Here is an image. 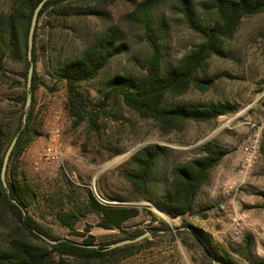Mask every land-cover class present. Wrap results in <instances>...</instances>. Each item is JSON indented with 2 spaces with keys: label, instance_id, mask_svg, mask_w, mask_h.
<instances>
[{
  "label": "rangeland",
  "instance_id": "374dc122",
  "mask_svg": "<svg viewBox=\"0 0 264 264\" xmlns=\"http://www.w3.org/2000/svg\"><path fill=\"white\" fill-rule=\"evenodd\" d=\"M10 0H0V10ZM145 0H64L51 6L39 21L36 38V71L42 84L35 91V124L39 134L19 158V171L37 189L38 198L30 208L32 216L50 234L74 241H83L79 232L91 224L90 232L97 242H108L125 236L124 231H148L160 225L151 220V210L159 220L179 226L180 217L170 218L156 211L152 202L137 195L122 176L132 168L131 155L148 144L166 147L158 169L201 154L203 144L210 142L228 149L213 168L195 200L197 213L187 222L202 229L209 239L220 242L238 264H248L239 253L246 235H252L250 250L264 258V12L243 17L226 42L227 56H212L200 77L211 78L207 90L192 86L180 96H168L166 102H186L205 106L215 103L224 113L212 121H187L183 130L162 134L152 118H141L120 98H110L104 110L98 106L101 89L108 77L145 71L150 55L142 25L126 15ZM192 0L197 22H208L215 13ZM117 27L124 48L112 57L99 75L79 84L89 101L87 111L92 122L75 125L66 109L65 81L56 70L67 58L74 57L97 34ZM152 27L164 51V66L176 61L202 40L178 10L176 0H157L153 8ZM10 76H0V124L14 131L22 111L23 87L16 84L14 73L23 67L21 58L9 54L4 61ZM256 141L257 152L252 166L241 173L245 147ZM51 147L54 150L49 151ZM119 194L124 200L101 195ZM94 187L95 190L92 188ZM92 189L101 201L133 205L140 214L126 221L123 228L107 230L96 225L98 216L84 210L87 190ZM80 213L75 230L62 226L57 210ZM242 214L240 234L233 233L231 218ZM79 231V232H78ZM172 233L175 230L171 231ZM145 239V240H144ZM182 239L160 231L142 240L135 252L116 264H208L203 251L189 233ZM7 229L0 225V246L7 243ZM140 241V240H139ZM184 241L185 244L182 242ZM100 262H95L97 264ZM110 264V263H107ZM215 264H223L215 261Z\"/></svg>",
  "mask_w": 264,
  "mask_h": 264
},
{
  "label": "trees",
  "instance_id": "16d2710c",
  "mask_svg": "<svg viewBox=\"0 0 264 264\" xmlns=\"http://www.w3.org/2000/svg\"><path fill=\"white\" fill-rule=\"evenodd\" d=\"M39 1L10 0L7 6L0 10L1 79L10 77L4 63L9 54L18 56L23 63L22 69L14 72L18 78L13 79L16 84H21L23 87L22 111L18 125L12 132L0 124V173L4 153L12 138L18 133L5 172L6 187L0 177V225L7 229L8 236L7 243L0 246V264H93L95 262L116 264L131 256L141 246L143 239L111 249L104 248L110 243L137 237L145 231L139 229L124 231V237L108 242H97L96 236L89 233L91 224H87L84 232L78 231L84 237L83 241L78 242L50 234L30 212L31 206L38 198V192L22 171H19V158L24 149L39 134L35 124L34 110L35 91L42 84L36 71L38 24L51 6L64 0H46L39 10L32 47L34 62L31 81L32 101L30 108L26 110L24 107L26 81L30 65L27 55L28 30L33 10ZM156 1H142L126 15L142 25L144 38L150 47L145 71L137 74L117 73L105 79L101 89L102 99L98 101V106L104 110L110 98H120L138 116L152 118L159 131L162 134H168L183 130L189 120L212 121L224 113V109L215 103L197 106L186 102L169 104L166 100L168 96L174 97L186 93L192 86L203 91L210 88L213 79L200 77L199 73L206 70L212 56H227V40L243 17L264 12V0H201L202 7L215 13V18L205 23L195 20L192 0H176L178 10L186 22L201 35L202 40L167 66L163 63L164 51L160 37L152 27L153 8ZM123 48L120 32L113 26L94 36L78 54L67 58L57 68V76L64 80L66 85V109L75 125L86 120L89 123L94 120L92 113L87 111L89 101L83 97L79 84L97 77L109 60ZM24 114L26 122L23 124ZM262 142L264 148V130ZM165 151L166 147L160 144L144 145L131 155L132 168L122 171V176L131 184L132 190L137 195L160 207L170 218L180 217L181 219L179 226H171L167 221L157 219L149 208L144 207L151 214V220L160 224L148 229L150 235L163 231L164 234L177 236L183 240L182 234L189 233L203 251L208 264H213L207 250L188 230L192 228L209 245L215 261L223 264H238L224 244L209 239L202 229L186 220L188 216L197 213L196 196L209 179L213 168L229 152L228 149L207 142L203 144L200 155L174 163L165 169H158ZM98 188L100 192L102 188L100 184ZM100 193L104 198L124 200V197L119 194L108 195L102 191ZM86 195L83 208L86 212L98 216L96 225L100 228L121 230L126 221L140 214V209L136 206L99 200L92 189H88ZM55 216L62 226L71 231L75 230V225L80 219V213L73 210L60 209L56 211ZM172 230L175 232L172 233ZM35 231L56 242L46 241ZM182 242L185 244L184 241ZM252 242V235H246L239 253L248 261V264H264V258L254 259L250 250Z\"/></svg>",
  "mask_w": 264,
  "mask_h": 264
},
{
  "label": "water",
  "instance_id": "95a60500",
  "mask_svg": "<svg viewBox=\"0 0 264 264\" xmlns=\"http://www.w3.org/2000/svg\"><path fill=\"white\" fill-rule=\"evenodd\" d=\"M45 1L46 0H40L39 3L34 8L33 14L31 17V21H30L29 30H28L27 55H28V59L30 60V65H29V68L27 71V81H26V91L27 92H26V98H25V104H24V107L26 110L30 108L31 101H32L31 81H32L33 70H34V62L32 61V47H33V41H34V32H35L37 19H38L39 10L41 9V7L43 6ZM22 122H23V124L26 122V115L25 114L23 115ZM17 136H18V133L12 138V140H11L9 146L7 147V149L4 153V156H3L0 177H1L2 183L5 187L7 186V182H6V178H5V172H6V168H7V164H8L10 154H11L12 149L15 145L16 140H17ZM92 188L95 190L94 187H92ZM188 230L191 233H193V235H195L196 238L201 242V244L207 250L209 255L212 257L213 264H215V257L213 256V253L210 250L209 245L202 239V237L200 235L197 234V232L194 229L188 228ZM35 233H37L40 237H42L43 239H45L46 241H48L50 243L56 242L55 240L49 239L46 235H44L38 231H35ZM148 235H150V232L146 231L137 237L129 238V239H123V240H120V241H117L114 243H110L104 249H111V248L119 247V246H122L125 244L135 243V242H138L139 240L145 238ZM95 246H97V245H95Z\"/></svg>",
  "mask_w": 264,
  "mask_h": 264
},
{
  "label": "built area",
  "instance_id": "2783aa9c",
  "mask_svg": "<svg viewBox=\"0 0 264 264\" xmlns=\"http://www.w3.org/2000/svg\"><path fill=\"white\" fill-rule=\"evenodd\" d=\"M256 141H253V143L249 146L245 147V151H246V155L245 158L240 166V172L241 173H246L248 168L252 166L253 163V159L256 155L257 152V145L255 144ZM49 151L54 150L51 147L48 148ZM243 217L242 214H235L232 218H231V224L233 226V233L235 235L240 234V231L242 229L243 226ZM264 226H261V228H263Z\"/></svg>",
  "mask_w": 264,
  "mask_h": 264
},
{
  "label": "bare ground",
  "instance_id": "6f19581e",
  "mask_svg": "<svg viewBox=\"0 0 264 264\" xmlns=\"http://www.w3.org/2000/svg\"><path fill=\"white\" fill-rule=\"evenodd\" d=\"M153 207H154V209H155L156 211H158L160 214L165 215V212H164L160 207H158L157 205H153Z\"/></svg>",
  "mask_w": 264,
  "mask_h": 264
}]
</instances>
